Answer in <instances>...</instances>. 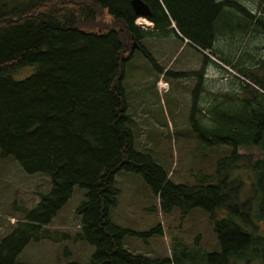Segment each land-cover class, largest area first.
<instances>
[{
	"label": "trees",
	"instance_id": "1",
	"mask_svg": "<svg viewBox=\"0 0 264 264\" xmlns=\"http://www.w3.org/2000/svg\"><path fill=\"white\" fill-rule=\"evenodd\" d=\"M144 1L152 9L148 20L154 31L135 25L132 0H0V150L3 156L15 157L29 174L50 175L53 184L51 193L43 195L38 207L1 243L0 264H18L17 257L33 241H57L43 229L76 185L87 190L77 214L82 217L80 238L96 250L91 264H264V75L233 64L243 77L242 90L250 96L246 107L224 112L215 105L209 116L218 126L209 131L195 127L201 138L210 136L234 148L229 158L218 162V183H172L152 157L134 149L122 86V68L133 57L131 41L142 46L147 36L173 31L226 65L233 60L214 50L223 3ZM28 66L36 67L33 75L21 81L12 78ZM199 109L195 99L193 124ZM251 148L255 152H239ZM241 160L250 183L247 198L246 183L239 186V176L229 183L226 172L241 168ZM121 169L142 174L164 210L180 206L185 213L195 208L209 213L221 251L153 259L126 249L124 238L131 232L109 217L118 203L114 180ZM220 211L226 216L219 218Z\"/></svg>",
	"mask_w": 264,
	"mask_h": 264
},
{
	"label": "rangeland",
	"instance_id": "2",
	"mask_svg": "<svg viewBox=\"0 0 264 264\" xmlns=\"http://www.w3.org/2000/svg\"><path fill=\"white\" fill-rule=\"evenodd\" d=\"M217 2L223 3L224 9L217 22L220 32L214 50L225 59L238 58L239 62L255 65L264 63V0ZM150 23L146 27L153 30ZM136 26L146 28L142 24ZM134 44L132 40L130 49ZM141 45L144 51L135 50L132 59L122 68V86L132 118L129 127L135 151L152 157L172 183L189 187L217 184L218 162L229 158L234 148L210 136L201 138L195 127L209 131L218 126L209 116L215 105H220L224 112L228 108L234 107L237 111L246 107L250 96L242 90L241 83L232 84L239 81L238 71L233 65L216 62L214 57L220 60L219 57L210 51H206L205 57L189 40L183 42L173 31L167 35L147 36ZM258 68V72L264 74V66ZM35 72V66H28L11 76L21 81ZM259 73L254 75L259 77ZM160 80L167 86L160 88ZM229 98L234 102L226 101ZM195 99L200 108L197 124L191 121ZM254 149L239 152L247 154L255 152ZM256 157L262 154L256 152ZM239 164L241 170L229 168L226 171L230 175L228 182L232 183L234 176H239V186L246 183L243 198H247L250 183L247 169L242 167L245 160ZM114 186L120 195L109 217L114 225L131 232L125 236L123 244L132 253L161 259L193 258L221 251L214 220L206 211L195 208L185 213L180 206L164 210L160 196L140 173L121 169L115 176ZM52 189L50 175L27 173L15 157L3 156L0 150V245ZM86 195L87 190L76 185L69 201L43 229L50 231L57 241L31 242L16 262L91 264L96 250L80 238L82 217L77 214ZM225 216V211H220L218 217ZM155 229L158 231L151 233Z\"/></svg>",
	"mask_w": 264,
	"mask_h": 264
},
{
	"label": "water",
	"instance_id": "3",
	"mask_svg": "<svg viewBox=\"0 0 264 264\" xmlns=\"http://www.w3.org/2000/svg\"><path fill=\"white\" fill-rule=\"evenodd\" d=\"M132 7L135 12V15L138 18H146L148 19L152 15L151 7L147 2L144 0H132ZM173 27L176 25L173 23ZM139 45L135 42L134 45L131 46V54L134 52L135 49H138Z\"/></svg>",
	"mask_w": 264,
	"mask_h": 264
},
{
	"label": "crops",
	"instance_id": "4",
	"mask_svg": "<svg viewBox=\"0 0 264 264\" xmlns=\"http://www.w3.org/2000/svg\"><path fill=\"white\" fill-rule=\"evenodd\" d=\"M239 61H240V59L237 58V60H234L233 63L230 64V66H232L233 64H237L238 68H243V69H245L246 72H250V73L255 74V75L259 73L258 67H261L260 63H258V65H255L254 63H247V62L245 63V62H239ZM259 75L261 76L264 74H263V72H261V73H259ZM238 83H241V81L239 80L237 82H235V81L232 82V84H234V85L238 84ZM220 99H221V97H220Z\"/></svg>",
	"mask_w": 264,
	"mask_h": 264
},
{
	"label": "bare ground",
	"instance_id": "5",
	"mask_svg": "<svg viewBox=\"0 0 264 264\" xmlns=\"http://www.w3.org/2000/svg\"><path fill=\"white\" fill-rule=\"evenodd\" d=\"M138 24H140V25L142 24V25H145V26H149V23L146 20H144V19H139L138 20ZM165 85H167V84L165 82H163V84L160 85V88H164Z\"/></svg>",
	"mask_w": 264,
	"mask_h": 264
},
{
	"label": "flooded vegetation",
	"instance_id": "6",
	"mask_svg": "<svg viewBox=\"0 0 264 264\" xmlns=\"http://www.w3.org/2000/svg\"><path fill=\"white\" fill-rule=\"evenodd\" d=\"M152 10V9H151ZM144 48L142 46H139L138 50H143ZM144 51V50H143Z\"/></svg>",
	"mask_w": 264,
	"mask_h": 264
},
{
	"label": "built area",
	"instance_id": "7",
	"mask_svg": "<svg viewBox=\"0 0 264 264\" xmlns=\"http://www.w3.org/2000/svg\"><path fill=\"white\" fill-rule=\"evenodd\" d=\"M163 84L162 82H160V85Z\"/></svg>",
	"mask_w": 264,
	"mask_h": 264
}]
</instances>
